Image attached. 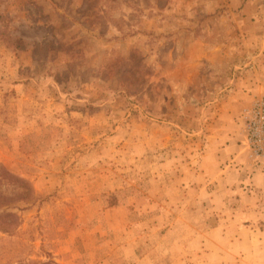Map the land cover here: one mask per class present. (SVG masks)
Returning <instances> with one entry per match:
<instances>
[{
    "label": "rangeland",
    "instance_id": "1",
    "mask_svg": "<svg viewBox=\"0 0 264 264\" xmlns=\"http://www.w3.org/2000/svg\"><path fill=\"white\" fill-rule=\"evenodd\" d=\"M246 1L0 0V264L161 257L215 223L217 178L252 190L264 7Z\"/></svg>",
    "mask_w": 264,
    "mask_h": 264
},
{
    "label": "crops",
    "instance_id": "2",
    "mask_svg": "<svg viewBox=\"0 0 264 264\" xmlns=\"http://www.w3.org/2000/svg\"><path fill=\"white\" fill-rule=\"evenodd\" d=\"M253 3H259L260 9L264 7V0H247L243 12ZM241 20L246 22L251 18L246 16ZM217 181L228 184L223 192L214 191L212 206L203 209V215H217L215 223L207 225V217L203 216L198 233L186 240H167V250L161 257L151 246L137 255L134 264H264V176L255 175L252 190L247 191L240 184L250 182L238 172ZM234 193L241 195L240 203L229 202ZM133 248L136 245L127 251Z\"/></svg>",
    "mask_w": 264,
    "mask_h": 264
},
{
    "label": "built area",
    "instance_id": "3",
    "mask_svg": "<svg viewBox=\"0 0 264 264\" xmlns=\"http://www.w3.org/2000/svg\"><path fill=\"white\" fill-rule=\"evenodd\" d=\"M246 149L253 160L264 164V93L243 113Z\"/></svg>",
    "mask_w": 264,
    "mask_h": 264
}]
</instances>
